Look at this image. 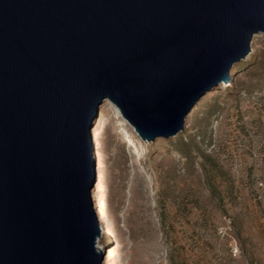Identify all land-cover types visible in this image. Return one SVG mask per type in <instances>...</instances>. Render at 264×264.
<instances>
[{
    "label": "water",
    "instance_id": "95a60500",
    "mask_svg": "<svg viewBox=\"0 0 264 264\" xmlns=\"http://www.w3.org/2000/svg\"><path fill=\"white\" fill-rule=\"evenodd\" d=\"M264 33V0H0V264H104L94 124L169 138Z\"/></svg>",
    "mask_w": 264,
    "mask_h": 264
},
{
    "label": "rangeland",
    "instance_id": "374dc122",
    "mask_svg": "<svg viewBox=\"0 0 264 264\" xmlns=\"http://www.w3.org/2000/svg\"><path fill=\"white\" fill-rule=\"evenodd\" d=\"M93 130L104 264H264V33L177 135L143 140L109 101Z\"/></svg>",
    "mask_w": 264,
    "mask_h": 264
},
{
    "label": "trees",
    "instance_id": "16d2710c",
    "mask_svg": "<svg viewBox=\"0 0 264 264\" xmlns=\"http://www.w3.org/2000/svg\"><path fill=\"white\" fill-rule=\"evenodd\" d=\"M212 170L210 169H206V173H207V183L208 186L211 190V193L216 197V186H215V174L213 172H211Z\"/></svg>",
    "mask_w": 264,
    "mask_h": 264
},
{
    "label": "bare ground",
    "instance_id": "6f19581e",
    "mask_svg": "<svg viewBox=\"0 0 264 264\" xmlns=\"http://www.w3.org/2000/svg\"><path fill=\"white\" fill-rule=\"evenodd\" d=\"M118 109V108H117ZM118 112L120 113V111H119V109H118ZM121 114V113H120ZM127 121V120H126ZM128 122V121H127ZM136 131V130H135ZM96 157H98V152L96 153ZM94 190V189H93ZM96 193V192H95ZM94 193V194H95ZM93 194V195H94ZM96 196H97V194L95 195V198H96ZM100 218V217H99ZM100 223H101V228H102V230H103V228H105V226H104V224H103V222L101 221V219H100ZM102 230H101V234H102ZM101 249V248H100Z\"/></svg>",
    "mask_w": 264,
    "mask_h": 264
}]
</instances>
